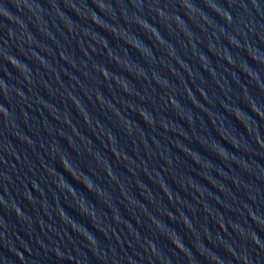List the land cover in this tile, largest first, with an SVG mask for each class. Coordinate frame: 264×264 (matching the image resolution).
I'll use <instances>...</instances> for the list:
<instances>
[{"label":"water","instance_id":"water-1","mask_svg":"<svg viewBox=\"0 0 264 264\" xmlns=\"http://www.w3.org/2000/svg\"><path fill=\"white\" fill-rule=\"evenodd\" d=\"M0 264H264V0H0Z\"/></svg>","mask_w":264,"mask_h":264},{"label":"clouds","instance_id":"clouds-1","mask_svg":"<svg viewBox=\"0 0 264 264\" xmlns=\"http://www.w3.org/2000/svg\"><path fill=\"white\" fill-rule=\"evenodd\" d=\"M228 19L230 20V17H228ZM14 61H16L15 59H14ZM5 115H7V112L5 111V113H4ZM257 243H259V241L257 240L256 241Z\"/></svg>","mask_w":264,"mask_h":264}]
</instances>
